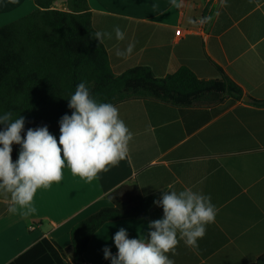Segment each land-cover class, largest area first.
<instances>
[{
  "label": "crops",
  "instance_id": "obj_1",
  "mask_svg": "<svg viewBox=\"0 0 264 264\" xmlns=\"http://www.w3.org/2000/svg\"><path fill=\"white\" fill-rule=\"evenodd\" d=\"M96 31L111 32L103 40L115 75L147 67L157 78L182 67L201 80L221 79L216 66L243 93L207 96L181 107L157 99H131L115 105L133 135L126 159L91 182L63 169V179L37 190L36 212L24 217L22 209L8 212L10 194L0 191V264H9L47 239L56 250L71 246L75 225L104 208L114 206L109 195L124 185H137L143 196L185 189L211 197L215 222L188 247L183 239L169 259L174 264H251L264 255V0H87ZM66 10V2L54 5ZM36 8L34 0H0V27L25 17ZM218 14V15H217ZM204 17L209 23L200 24ZM189 21H192L190 23ZM125 33L115 38L113 29ZM181 28L182 36L176 31ZM135 48L128 57L117 50ZM249 97L250 101H243ZM5 128H0V131ZM59 141L60 129H48ZM27 130H22L26 138ZM2 147V145H0ZM22 146L13 143L15 163ZM128 191L116 194L123 200ZM157 200V201H158ZM163 218L154 204L145 218L106 223L92 237L86 264L110 263L104 248L118 254L114 235L147 242L151 222Z\"/></svg>",
  "mask_w": 264,
  "mask_h": 264
},
{
  "label": "trees",
  "instance_id": "obj_2",
  "mask_svg": "<svg viewBox=\"0 0 264 264\" xmlns=\"http://www.w3.org/2000/svg\"><path fill=\"white\" fill-rule=\"evenodd\" d=\"M66 2V10L55 4ZM36 8L0 27V115L22 116L24 128L60 129L64 115L71 116L69 100L77 85L85 83L97 103H118L153 98L181 107L192 106L207 96L229 95L241 100L242 90L216 66L221 79L201 80L182 67L157 78L147 67H135L115 75L109 52L94 38L97 32L87 0H34ZM264 107V101L255 102ZM7 125L0 124V128ZM128 191L121 201L116 194ZM109 198L114 206L104 208L75 225L72 244L54 249L47 239L9 264H86L85 253L93 235L103 225L126 218H145L159 194L143 196L137 185H124ZM110 264V263H105ZM251 264H264V255Z\"/></svg>",
  "mask_w": 264,
  "mask_h": 264
},
{
  "label": "clouds",
  "instance_id": "obj_3",
  "mask_svg": "<svg viewBox=\"0 0 264 264\" xmlns=\"http://www.w3.org/2000/svg\"><path fill=\"white\" fill-rule=\"evenodd\" d=\"M173 4L181 6L176 0ZM211 19L204 17L199 23H209ZM113 31L117 40L125 39L119 26ZM94 38L103 42L105 38L111 39L112 33L97 31ZM134 48L135 42H130L126 49H118L116 55L128 57ZM68 106L74 111L60 120L59 141L46 126L29 129L26 138H22L24 118L13 120L11 112L0 115V124L7 125L0 131V191L10 194L9 213L15 214L18 209L23 210L24 217L35 213L33 200L37 190L60 183L65 167L72 175L91 182L100 172L127 158L133 135L115 106L97 103L83 82L77 85ZM13 143L22 146L15 163L11 158ZM154 203L162 206L163 218L150 223L149 228L154 229L149 232L150 239H130L127 230L120 228L114 235L118 254L112 256L110 249H103L104 258L111 259V264H174L166 254H174L178 234L188 247L197 248L206 225L214 223L217 214L210 196L191 189L164 192Z\"/></svg>",
  "mask_w": 264,
  "mask_h": 264
},
{
  "label": "built area",
  "instance_id": "obj_4",
  "mask_svg": "<svg viewBox=\"0 0 264 264\" xmlns=\"http://www.w3.org/2000/svg\"><path fill=\"white\" fill-rule=\"evenodd\" d=\"M182 32L183 30L181 28H179L177 31H176V35L177 36H182Z\"/></svg>",
  "mask_w": 264,
  "mask_h": 264
},
{
  "label": "water",
  "instance_id": "obj_5",
  "mask_svg": "<svg viewBox=\"0 0 264 264\" xmlns=\"http://www.w3.org/2000/svg\"><path fill=\"white\" fill-rule=\"evenodd\" d=\"M243 101H245V102H249V101H250V98H249V97H244V98H243Z\"/></svg>",
  "mask_w": 264,
  "mask_h": 264
},
{
  "label": "rangeland",
  "instance_id": "obj_6",
  "mask_svg": "<svg viewBox=\"0 0 264 264\" xmlns=\"http://www.w3.org/2000/svg\"><path fill=\"white\" fill-rule=\"evenodd\" d=\"M41 126L40 125H38V126H35V129H37V128H40ZM23 130H26V129H23Z\"/></svg>",
  "mask_w": 264,
  "mask_h": 264
}]
</instances>
